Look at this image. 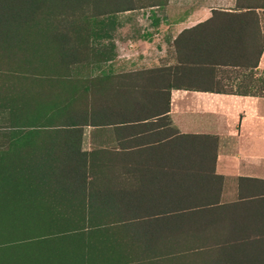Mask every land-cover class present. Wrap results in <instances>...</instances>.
<instances>
[{"label":"trees","instance_id":"obj_1","mask_svg":"<svg viewBox=\"0 0 264 264\" xmlns=\"http://www.w3.org/2000/svg\"><path fill=\"white\" fill-rule=\"evenodd\" d=\"M141 5L0 0V120L8 128L0 134V245L10 242L7 264H19V238L130 220L134 252L163 256L167 264H264V179L238 177L235 199L222 202L216 136L179 133L167 114L171 88L254 94L264 0L213 10L180 31L174 65L104 70L111 46L99 40L109 37L110 22L100 17ZM181 40L185 47L177 53ZM187 63L195 67L188 75ZM216 67L220 77L240 76L235 90L189 81L208 79ZM84 126H111L114 145L82 150ZM99 173L125 177L115 181L125 188L110 199L113 210L100 209L93 188ZM63 181L88 186L91 205L62 210L22 203V190Z\"/></svg>","mask_w":264,"mask_h":264},{"label":"crops","instance_id":"obj_2","mask_svg":"<svg viewBox=\"0 0 264 264\" xmlns=\"http://www.w3.org/2000/svg\"><path fill=\"white\" fill-rule=\"evenodd\" d=\"M241 1L243 0H134V4L144 5L134 8V33L138 32L139 37L134 41V45L140 47V52L144 51L142 53L144 60L148 48L165 56L163 63H145L146 65L134 63V70L160 64L174 65L175 49L172 43L180 31L212 17L213 10L232 11ZM154 3L156 4L153 5ZM157 3L161 5L158 6ZM105 16L108 15L100 19ZM215 16L221 18L218 13ZM184 47L185 42L181 40L177 53L182 52ZM135 53L139 56V51H134ZM183 67L195 68L189 63ZM217 70L216 67L215 73L211 71L208 79L192 77L189 81L223 82L235 90L240 76L220 77ZM185 73L189 74L188 69ZM251 82L255 83L252 87L254 94L183 88H171L169 91L167 114L171 125L179 133L208 134L217 138L214 168L215 172L223 177L220 195L222 202H226L223 198L227 196L225 192L227 181L232 189L229 194L236 196L238 177L264 179V45ZM86 128L99 129L98 132H105L108 135L104 141L87 149L81 148L82 150L114 145L111 126H85L83 131ZM91 142L89 140V144ZM97 178L99 182L93 188L99 190L97 194L102 200L100 209L113 210L109 203L110 199L117 196L115 194L117 190L125 188L122 183L115 181L125 177L121 173H99ZM88 189V186L82 189L63 181L52 187L22 190L20 197L22 203L29 206L83 210L91 205L88 202ZM122 208L134 210V207H125L123 204ZM81 226L85 228L61 236L35 235L19 238L17 241L19 264H167L163 256L156 257L148 253L134 252V242H136L134 220ZM8 243L10 242L1 241L0 264H7L4 255L8 254L9 247L6 246Z\"/></svg>","mask_w":264,"mask_h":264},{"label":"rangeland","instance_id":"obj_3","mask_svg":"<svg viewBox=\"0 0 264 264\" xmlns=\"http://www.w3.org/2000/svg\"><path fill=\"white\" fill-rule=\"evenodd\" d=\"M104 22H110V29L108 30L109 37L104 36L100 39V43H103L107 47H110L111 59L102 63L104 70L118 71V70H134V63L138 65H146L145 63H163L164 55L162 53H155L154 50L148 48L146 60H144L141 49L138 45H134L138 37L137 33H134V9L129 11L117 12L102 18ZM155 38V36H153ZM134 51H139L138 54H134ZM144 63V64H141ZM97 69L92 72L96 73ZM85 128V126H84ZM8 128L0 120V134L6 131ZM29 129V128H26ZM99 129L86 128L83 131V138L81 142V148H90L97 145L100 141H104L108 133L98 132ZM89 140L92 141L89 144ZM225 192L227 196L223 198V201H229L234 199L235 195L229 194L232 192L231 185L227 181L225 186ZM233 195V196H232Z\"/></svg>","mask_w":264,"mask_h":264}]
</instances>
